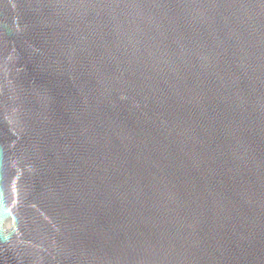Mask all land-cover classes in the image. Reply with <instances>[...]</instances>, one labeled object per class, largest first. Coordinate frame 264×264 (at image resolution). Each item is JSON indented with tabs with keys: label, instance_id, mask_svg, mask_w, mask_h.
<instances>
[{
	"label": "water",
	"instance_id": "95a60500",
	"mask_svg": "<svg viewBox=\"0 0 264 264\" xmlns=\"http://www.w3.org/2000/svg\"><path fill=\"white\" fill-rule=\"evenodd\" d=\"M0 264H264V0H0Z\"/></svg>",
	"mask_w": 264,
	"mask_h": 264
}]
</instances>
